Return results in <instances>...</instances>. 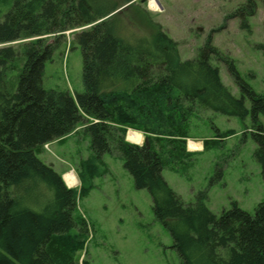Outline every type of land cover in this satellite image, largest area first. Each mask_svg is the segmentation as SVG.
<instances>
[{"label": "trees", "instance_id": "obj_1", "mask_svg": "<svg viewBox=\"0 0 264 264\" xmlns=\"http://www.w3.org/2000/svg\"><path fill=\"white\" fill-rule=\"evenodd\" d=\"M260 1L246 0L230 17L241 16L249 28ZM113 12L108 0H0V264H89L78 259L89 239L78 201L108 172L103 156L112 148L136 187L150 193L183 264H264V202L254 214L233 202L217 215L206 205L207 191L185 203L163 176L165 169L182 174L193 165L189 123L198 106L252 117L264 177V95L211 37L195 58L182 61L162 31L153 40L117 35L105 20ZM68 32L83 54L84 91L75 98L43 85L45 64ZM212 58L227 63L242 97L225 86ZM81 124L93 156L81 162L76 189L39 155ZM128 129L144 133L145 142H128ZM214 142L204 141V151Z\"/></svg>", "mask_w": 264, "mask_h": 264}, {"label": "rangeland", "instance_id": "obj_2", "mask_svg": "<svg viewBox=\"0 0 264 264\" xmlns=\"http://www.w3.org/2000/svg\"><path fill=\"white\" fill-rule=\"evenodd\" d=\"M245 2L108 0L114 12L105 20H112L117 35L127 40H153L162 31L177 43L182 61L195 58L211 37L212 44L234 62L242 79L264 95V3H258L256 15L247 19L249 28H244L241 16H230ZM73 38L68 32L52 60L46 62L43 85L48 90H68L75 98L84 91L83 54ZM212 63L232 94L242 97L227 63L217 58H212ZM195 109L188 139V149L196 152L193 165L182 174L165 169V180L185 203L195 202L199 192L207 191L206 205L217 215L230 209L233 202L254 214L264 202V177L255 155L252 117H229L198 106ZM259 122L264 127V115ZM126 139L142 145L146 135L128 129ZM206 140L216 142L204 151ZM92 156L91 138L81 124L66 137L45 145L39 158L52 166L68 187L80 189V164ZM103 161L108 172L95 178L94 189L78 201V210L89 224L88 242L78 254L80 263L183 264L171 234L154 215L150 193L136 187L124 158L112 148ZM70 174L77 177L78 184L69 186Z\"/></svg>", "mask_w": 264, "mask_h": 264}, {"label": "bare ground", "instance_id": "obj_3", "mask_svg": "<svg viewBox=\"0 0 264 264\" xmlns=\"http://www.w3.org/2000/svg\"><path fill=\"white\" fill-rule=\"evenodd\" d=\"M157 5V4H156ZM150 7L152 8V9H154L155 10V5H154V3H150ZM157 9V8H156ZM130 137L132 138V135H130ZM67 181H68V183L70 184L69 186H73V185H75V184H78V179H77V177L74 175V174H70V175H68L67 176ZM67 183V184H68Z\"/></svg>", "mask_w": 264, "mask_h": 264}, {"label": "crops", "instance_id": "obj_4", "mask_svg": "<svg viewBox=\"0 0 264 264\" xmlns=\"http://www.w3.org/2000/svg\"><path fill=\"white\" fill-rule=\"evenodd\" d=\"M200 150V148H198Z\"/></svg>", "mask_w": 264, "mask_h": 264}]
</instances>
